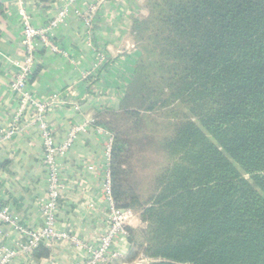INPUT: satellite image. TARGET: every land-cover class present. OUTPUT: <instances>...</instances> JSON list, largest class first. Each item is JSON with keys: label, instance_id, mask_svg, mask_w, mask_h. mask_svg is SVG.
<instances>
[{"label": "trees", "instance_id": "trees-1", "mask_svg": "<svg viewBox=\"0 0 264 264\" xmlns=\"http://www.w3.org/2000/svg\"><path fill=\"white\" fill-rule=\"evenodd\" d=\"M143 9L121 109L140 129L142 112L170 108L174 130L171 165L144 200L133 184L136 142L106 121L113 111L97 117L114 137L112 199L146 225L128 227L126 261L264 264V0H144Z\"/></svg>", "mask_w": 264, "mask_h": 264}, {"label": "crops", "instance_id": "crops-1", "mask_svg": "<svg viewBox=\"0 0 264 264\" xmlns=\"http://www.w3.org/2000/svg\"><path fill=\"white\" fill-rule=\"evenodd\" d=\"M142 1L106 0L99 4L89 34L84 20L74 14L53 40L60 53L48 49L38 53L30 88L36 99L53 103L47 121L58 144L76 131L72 148L58 158L64 188L57 229L77 238L80 244L65 240L43 246L49 250L48 256L40 257L35 251L13 264H78L88 257L89 246L97 244L107 230L110 202L104 183L110 174L109 144L113 136L97 124V117L104 111L121 109L139 56L129 35L134 24L146 15ZM67 3L0 0V205L9 206L33 229L43 226L47 174L36 113L28 110L18 121L20 98L11 89L19 67L25 64L19 10L24 8L34 25L40 27ZM96 3L78 0L76 9L84 14ZM97 51H102L108 61L99 64L103 61ZM95 67L99 69L96 73ZM88 73L91 75L86 76ZM130 226L139 229V218L135 216ZM17 236L7 227L0 240L11 246ZM130 249L127 238L121 239L117 243L121 256L113 264H128Z\"/></svg>", "mask_w": 264, "mask_h": 264}, {"label": "built area", "instance_id": "built-area-1", "mask_svg": "<svg viewBox=\"0 0 264 264\" xmlns=\"http://www.w3.org/2000/svg\"><path fill=\"white\" fill-rule=\"evenodd\" d=\"M67 1L68 3L64 8L59 9L47 24L40 27L34 25L31 15L24 8L19 10V16L23 24L22 44L25 52V64L19 67L15 79L11 82V89L20 98L18 121L25 116L24 114L28 110L33 109L36 113V123L43 140L44 156L42 163L47 174L48 195L42 204L43 226L39 229L28 227L21 222L9 206L0 205V239L7 227L18 234L15 245L8 246L0 240V264H13L17 258L33 254L39 247H49L60 241L70 240L75 245L80 244L77 238L57 229L64 188L58 158L72 148L76 131L65 142L58 144L53 129L47 121L53 103L36 99L30 88L39 51L48 49L53 53H60L53 40L65 20L74 14L81 17L89 34L92 28V18L97 11V7L106 0H96V5L91 6L84 14L76 9L78 0ZM90 75L91 73H88L86 76ZM112 144L113 137L109 144V152L112 150ZM104 188L110 202L107 230L97 244L89 246L88 257L78 264H113V261L121 256V252L117 250V243L121 239H128L129 237L128 227L132 223L134 214L130 209L118 208L114 203L111 195L110 174L105 180Z\"/></svg>", "mask_w": 264, "mask_h": 264}, {"label": "rangeland", "instance_id": "rangeland-1", "mask_svg": "<svg viewBox=\"0 0 264 264\" xmlns=\"http://www.w3.org/2000/svg\"><path fill=\"white\" fill-rule=\"evenodd\" d=\"M143 3L144 0L142 1V4ZM129 39L133 42V44H135V50L139 53L136 41L134 40L131 33L129 35ZM97 54L99 55L101 62L103 61L99 64L102 65L108 61L102 51H97ZM98 70V67H95L93 72L96 73ZM130 105L129 107L131 109H136L139 111V107L136 108L135 106ZM168 109L170 108L152 113L142 112L144 117L143 125L140 129L138 125L139 117L126 120L123 116L124 111L122 109L113 111L114 115L112 117H108L106 120L108 122L114 123L113 125L119 131H123L129 136V138L136 142L135 154L131 162L134 168L133 184L144 200L148 199V197H150V195L154 192L156 176L161 173L164 168H167V166L171 165V161L168 159L165 153V143L168 140V137L173 134L174 119L171 118L172 114L168 111ZM174 118L176 119V117ZM132 221H134V218ZM145 227L146 225L142 222L139 214V229ZM149 262L150 260L143 255H140L139 258L136 259L137 264H146Z\"/></svg>", "mask_w": 264, "mask_h": 264}]
</instances>
